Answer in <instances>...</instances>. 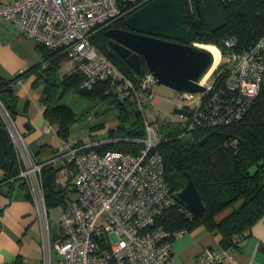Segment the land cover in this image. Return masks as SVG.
Returning a JSON list of instances; mask_svg holds the SVG:
<instances>
[{
	"label": "built area",
	"instance_id": "built-area-1",
	"mask_svg": "<svg viewBox=\"0 0 264 264\" xmlns=\"http://www.w3.org/2000/svg\"><path fill=\"white\" fill-rule=\"evenodd\" d=\"M150 0H13L0 1V18L20 34L52 51L64 53L71 70L82 73L80 87L107 81L111 91L129 99L143 119L142 147L136 153L99 148L119 140L90 143L69 138L39 160L25 134L0 99V125L6 132L20 178L38 226L41 264H174L172 239L185 229L169 231L158 221L175 203L164 178L163 158L156 147L167 128L179 137L202 127L230 124L254 104H262L264 120V35L243 51L234 37L223 43L215 68L201 80L202 91H177L173 111L161 119L154 110L155 77L148 70L135 81L121 72L91 43V35ZM146 111L152 115L149 120ZM171 114L177 120H171ZM50 124L44 132H51ZM55 162L74 172L76 197L60 207L53 232L46 201L43 167ZM10 180L14 177H10ZM187 215L193 214L185 206ZM234 247L205 249L194 264H224Z\"/></svg>",
	"mask_w": 264,
	"mask_h": 264
},
{
	"label": "trees",
	"instance_id": "trees-1",
	"mask_svg": "<svg viewBox=\"0 0 264 264\" xmlns=\"http://www.w3.org/2000/svg\"><path fill=\"white\" fill-rule=\"evenodd\" d=\"M198 1L200 17L195 0H181L182 23L191 34V44L212 43L224 54L226 47L223 41L228 37L235 38L234 50L240 52L264 35V0H215L226 19V24L216 31L210 30L201 0ZM128 14L99 28L91 35L90 41L124 75L137 81L147 71L144 62L141 61L139 72L132 70L111 48L106 35L108 28L126 29ZM38 48L41 61H44L35 69L34 83L39 78L44 83L40 98L44 104L43 113L50 123L56 125L59 136L67 139L68 126L74 115L71 108L60 100L73 93L88 99L104 100L117 109L115 125L108 130L107 137H118L119 140L104 143L99 148L136 153L142 147L139 140L144 137V127L142 116L133 103L118 97L107 81L97 82L90 89L80 87L82 73L71 70L70 73L59 74L61 62L67 58L64 53L52 51L41 44ZM23 74L24 71L19 72L12 79L0 75V99L13 116L11 103L15 94L11 82ZM261 111L262 104L258 100L239 120L193 130L190 133L192 140L188 143L180 140L179 131L166 129L165 137L156 150L163 158L164 178L174 193L175 203L158 223L169 231L187 230L202 224L208 230L216 231L223 248L235 245L234 239L250 230L264 214V120ZM2 131L4 159L0 166L5 168V180L15 177L18 168L9 138L4 129ZM49 166H44L43 170H49ZM185 172L193 180L203 201L204 211L200 215H187L185 204L178 197L179 190L186 183ZM53 179V171L43 175L48 206L62 199L60 190L52 186ZM226 209L229 212L216 219Z\"/></svg>",
	"mask_w": 264,
	"mask_h": 264
},
{
	"label": "crops",
	"instance_id": "crops-1",
	"mask_svg": "<svg viewBox=\"0 0 264 264\" xmlns=\"http://www.w3.org/2000/svg\"><path fill=\"white\" fill-rule=\"evenodd\" d=\"M0 1L8 3L13 0ZM41 59L38 44L32 38L20 34L16 26L0 18V75L12 79L24 71L22 76L11 82L12 89L13 85L26 77L33 76L35 80V69L44 61ZM70 72L71 68L66 58L61 62L59 74ZM40 82L44 87L42 79L39 78L38 83ZM42 91L38 95L34 112H31L29 100L19 107L16 95L12 107L16 124L25 134L29 148L39 160L49 157L58 143L64 140L57 133L56 125L50 123L43 113L44 104L40 99ZM47 124L55 129L54 133L44 132V126ZM49 167V170L48 168L43 170V175L53 171L52 186L55 190H60L59 195L62 198L50 206L64 205L76 197L72 186L74 172L59 162L52 163ZM4 177L5 168L0 166V264H41L38 227L26 188L20 178L14 177L10 180L9 177L3 180ZM69 189L74 193L72 196H69ZM228 212L229 209H226L216 219H220ZM234 240L233 258L224 264H264V214L244 236ZM171 245V258L174 264H194L205 249L221 247L216 231L208 230L202 224L175 235Z\"/></svg>",
	"mask_w": 264,
	"mask_h": 264
},
{
	"label": "water",
	"instance_id": "water-1",
	"mask_svg": "<svg viewBox=\"0 0 264 264\" xmlns=\"http://www.w3.org/2000/svg\"><path fill=\"white\" fill-rule=\"evenodd\" d=\"M202 4L210 30L222 28L226 19L215 0H202ZM195 6L200 17L198 0ZM125 26L108 28L106 35L111 48L132 70L139 72L143 61L156 83L176 91L204 90L200 82L214 69V56L204 44L190 43L191 34L182 23L181 0H150L126 16ZM172 111L181 113L177 108ZM2 134L0 125V164L4 159ZM185 175L178 197L189 211L200 215L203 201L189 174Z\"/></svg>",
	"mask_w": 264,
	"mask_h": 264
},
{
	"label": "rangeland",
	"instance_id": "rangeland-1",
	"mask_svg": "<svg viewBox=\"0 0 264 264\" xmlns=\"http://www.w3.org/2000/svg\"><path fill=\"white\" fill-rule=\"evenodd\" d=\"M197 43V42H196ZM212 44V43H202ZM215 45V44H212ZM219 49V48H218ZM220 55H222L221 50ZM34 77H26L13 85V92L17 96L16 103L22 107L29 100L31 103V112L35 111V103L37 104L38 95L42 91V83H33ZM154 100L152 102L154 110H159V117L165 118L174 108L177 91L163 84L156 83L153 87ZM62 102L66 103L73 112V119L68 126V136L71 140H78L81 143H90L94 140H103L107 138L108 130L115 125L117 109L114 105H110L104 100L88 99L80 97L73 93H68L61 98ZM12 106L14 103H11ZM148 119H153L146 111ZM171 120H177V116L171 114ZM52 131L50 134L54 133ZM192 134H187L180 137L184 143L192 140ZM69 196L74 193L72 189L68 190ZM49 216L53 232L58 231L57 220L60 215L59 206H50ZM38 227V226H37Z\"/></svg>",
	"mask_w": 264,
	"mask_h": 264
},
{
	"label": "bare ground",
	"instance_id": "bare-ground-1",
	"mask_svg": "<svg viewBox=\"0 0 264 264\" xmlns=\"http://www.w3.org/2000/svg\"><path fill=\"white\" fill-rule=\"evenodd\" d=\"M204 46L209 50V51H211V53L213 54V56H214V64H213V67H212V69L213 68H215V66H217V64L219 63V61H220V51H219V49L216 47V46H214V45H212V44H204ZM209 74V73H208ZM207 74V75H208ZM206 75V76H207ZM205 76V77H206ZM204 77V78H205ZM203 78V79H204Z\"/></svg>",
	"mask_w": 264,
	"mask_h": 264
},
{
	"label": "flooded vegetation",
	"instance_id": "flooded-vegetation-1",
	"mask_svg": "<svg viewBox=\"0 0 264 264\" xmlns=\"http://www.w3.org/2000/svg\"><path fill=\"white\" fill-rule=\"evenodd\" d=\"M201 4H202V0H201ZM202 6H203V4H202Z\"/></svg>",
	"mask_w": 264,
	"mask_h": 264
}]
</instances>
